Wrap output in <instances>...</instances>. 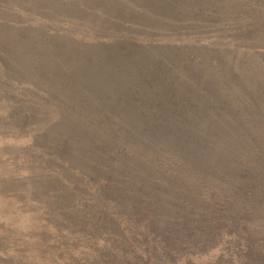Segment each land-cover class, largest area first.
<instances>
[{
  "label": "trees",
  "instance_id": "trees-1",
  "mask_svg": "<svg viewBox=\"0 0 264 264\" xmlns=\"http://www.w3.org/2000/svg\"><path fill=\"white\" fill-rule=\"evenodd\" d=\"M37 1L40 9L47 6V0ZM89 2L79 4L92 10L96 1ZM29 3L27 0L25 4ZM9 32L0 43L4 53L19 40L29 41L17 26ZM39 41L47 46L55 43L50 36ZM32 42L37 53L43 55L44 45L35 38ZM70 45L72 57H77L83 47ZM99 46V53L114 58L113 44ZM136 46L132 43L134 50ZM141 48L151 57L142 58L148 62L147 68L138 61L133 68L125 69L128 75L120 76L128 87L125 100L122 96L112 98L117 88L106 94V90L91 85L77 92L68 89L60 95L61 105L51 94L42 95L46 101L63 107L64 118L60 116L54 125L71 128L65 134L70 136L69 142H62L63 148L56 156L60 177L66 180L74 171L89 175L90 181L96 182L94 196L76 208L63 207V202L75 195L67 187L50 214L67 221L79 238L93 234L103 238L99 251L105 253L99 257L104 264L110 260L115 264H196L190 262L189 256L204 252L220 235L228 237L222 254L207 264H264V237L252 231L264 219H254L262 211H257L262 197L253 195L264 192V181L260 183L264 152L259 139L249 135L255 125H261L253 115L262 110L260 95L251 93L248 81L244 83L241 76H234L218 58L211 67L216 76H221L211 81L205 72L201 92L177 103V113L171 110L170 100L161 98L170 93L169 83L176 84L175 77L171 79L177 66L174 55L169 53L171 48ZM57 53L55 50V56ZM7 55L0 58V65L12 58ZM12 76L18 79L21 75ZM65 79L71 81L67 75L62 76ZM256 89L264 93L263 87ZM129 91L134 94L129 95ZM85 98L93 100L87 105ZM187 120L197 126L193 134ZM73 185L78 187L81 183L76 181ZM202 192L207 199L202 198ZM149 259L154 263H149Z\"/></svg>",
  "mask_w": 264,
  "mask_h": 264
},
{
  "label": "rangeland",
  "instance_id": "rangeland-1",
  "mask_svg": "<svg viewBox=\"0 0 264 264\" xmlns=\"http://www.w3.org/2000/svg\"><path fill=\"white\" fill-rule=\"evenodd\" d=\"M26 1L0 0V43L14 26L29 40H15L16 44L9 45L7 53L12 58L0 65V264H104L99 257L105 253L99 251L103 238L91 232V237L79 238L67 221L50 214L67 187L75 195L64 201L63 207L76 208L94 196L96 186L91 176L74 171L66 180L60 177L56 156L63 148L62 142H69L70 136L65 134L71 128L54 122L60 116L64 118L60 95L68 89L77 92L91 85L106 90V94L114 91L113 99H127L128 87L120 76L138 61L147 68L148 62L142 58H150L151 54L142 45L171 48L169 53L177 66L173 75L171 69L167 72L171 79L175 77L176 84L169 83L170 93L161 98L170 100L171 110L177 113V103L201 92L205 72L211 81L221 76L212 69L218 58L234 76H241L244 83L248 81L249 91L262 100L258 99L262 110L253 113L261 125H255L249 135L259 139L264 152V93L256 89L264 88V0H95L92 10L79 4L89 0H47L44 9L37 0H28L29 4ZM43 36L52 37L55 43L45 45L39 41ZM34 38L44 45L43 55L33 48ZM66 41L83 47L77 57H72L73 47ZM132 43L137 44L136 50ZM99 44H113L114 58L99 53ZM7 53L0 50V58ZM12 75L21 76L17 79ZM64 75L71 81H63ZM44 94H51L59 107L46 101ZM91 100L84 99L87 105ZM187 123L193 134L197 126H193L194 121ZM76 181L82 189L81 185H73ZM253 195L262 197L257 210L262 211L254 218L259 221L264 218V192ZM201 196L204 199L205 192ZM107 208L112 211L110 206ZM256 227L259 232L252 230L254 234L264 237V219ZM227 239L226 235L218 236L204 252L189 256L190 262L207 264L216 260ZM109 264L115 262L110 260Z\"/></svg>",
  "mask_w": 264,
  "mask_h": 264
}]
</instances>
